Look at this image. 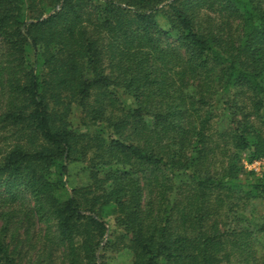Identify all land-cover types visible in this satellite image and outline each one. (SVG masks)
Returning a JSON list of instances; mask_svg holds the SVG:
<instances>
[{
    "label": "trees",
    "instance_id": "obj_1",
    "mask_svg": "<svg viewBox=\"0 0 264 264\" xmlns=\"http://www.w3.org/2000/svg\"><path fill=\"white\" fill-rule=\"evenodd\" d=\"M243 156L264 0H0V264H264Z\"/></svg>",
    "mask_w": 264,
    "mask_h": 264
},
{
    "label": "rangeland",
    "instance_id": "obj_2",
    "mask_svg": "<svg viewBox=\"0 0 264 264\" xmlns=\"http://www.w3.org/2000/svg\"><path fill=\"white\" fill-rule=\"evenodd\" d=\"M242 166L245 172H253L255 177H262L264 173V157L260 159H255L251 162L246 161L244 156L242 157ZM254 211L257 215H264V198L258 199L254 201ZM109 224L113 227V220H109ZM257 248L259 252L262 253L264 251V234L260 233L257 236L256 240ZM132 255L127 249H120L117 252L110 253L107 257V264H130Z\"/></svg>",
    "mask_w": 264,
    "mask_h": 264
}]
</instances>
